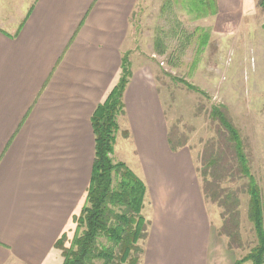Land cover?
I'll return each mask as SVG.
<instances>
[{"label": "crops", "instance_id": "0c3cea01", "mask_svg": "<svg viewBox=\"0 0 264 264\" xmlns=\"http://www.w3.org/2000/svg\"><path fill=\"white\" fill-rule=\"evenodd\" d=\"M238 2L215 0L218 12ZM136 3L0 0V264H62L54 245L83 205L90 120L118 81ZM123 102L150 204L140 264H234L210 226L191 153L169 149L150 69L132 70Z\"/></svg>", "mask_w": 264, "mask_h": 264}, {"label": "rangeland", "instance_id": "374dc122", "mask_svg": "<svg viewBox=\"0 0 264 264\" xmlns=\"http://www.w3.org/2000/svg\"><path fill=\"white\" fill-rule=\"evenodd\" d=\"M257 3L239 0L233 10L217 9L215 15L198 17L192 0H137L130 16L122 55L129 53L131 72L150 69L167 134L174 143L186 140L178 151L191 153L200 187L198 170L206 144L216 136L217 123L209 114L211 108L220 106L243 139L251 173L264 195V10ZM10 26L4 29L9 31ZM123 117L117 119L111 158L115 163L121 158L138 176ZM237 183L230 187H238ZM240 202L241 248L229 250L227 240L218 235L234 262L256 244L247 220V196L240 195ZM204 204L210 226L218 234L221 211L214 203L204 200ZM149 209L145 198L142 214L146 220ZM71 237L72 233L66 235V247ZM145 242L138 245L144 247Z\"/></svg>", "mask_w": 264, "mask_h": 264}, {"label": "trees", "instance_id": "16d2710c", "mask_svg": "<svg viewBox=\"0 0 264 264\" xmlns=\"http://www.w3.org/2000/svg\"><path fill=\"white\" fill-rule=\"evenodd\" d=\"M192 3L198 6V17L217 14L215 0ZM257 6L264 10V0H258ZM128 56L129 53L122 55L118 81L90 120L94 135L91 175L81 210L72 217L68 247L64 245L66 234L54 245L61 252L62 264H140L144 254V247L138 244L146 241L151 224L142 214L146 186L124 163H115L111 158L119 129L117 119L125 114L124 91L132 77ZM209 117L217 127L216 136L206 144L203 165L198 170L203 200L220 209L222 225L218 235L227 240L229 250H236L242 244L240 195L247 196V220L256 244L234 264H264V195L251 173L239 131L220 106L211 108ZM167 142L169 149L177 152L186 140L174 143L168 135ZM235 182L238 187L231 188Z\"/></svg>", "mask_w": 264, "mask_h": 264}]
</instances>
